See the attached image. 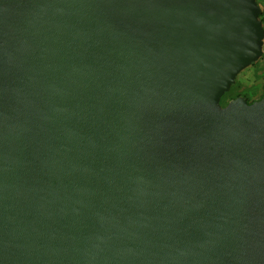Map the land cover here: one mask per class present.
Instances as JSON below:
<instances>
[{"label": "water", "instance_id": "water-1", "mask_svg": "<svg viewBox=\"0 0 264 264\" xmlns=\"http://www.w3.org/2000/svg\"><path fill=\"white\" fill-rule=\"evenodd\" d=\"M258 0H0V264H264Z\"/></svg>", "mask_w": 264, "mask_h": 264}, {"label": "rangeland", "instance_id": "rangeland-1", "mask_svg": "<svg viewBox=\"0 0 264 264\" xmlns=\"http://www.w3.org/2000/svg\"><path fill=\"white\" fill-rule=\"evenodd\" d=\"M259 3L264 5V0H258ZM264 48V46H263ZM264 58H260L257 60V64H251L250 66L246 67L242 71H240L237 75L235 83L232 85H237L234 90L240 91V90H247L253 91L254 85L257 83H263L264 82ZM259 74V75H258Z\"/></svg>", "mask_w": 264, "mask_h": 264}, {"label": "trees", "instance_id": "trees-1", "mask_svg": "<svg viewBox=\"0 0 264 264\" xmlns=\"http://www.w3.org/2000/svg\"><path fill=\"white\" fill-rule=\"evenodd\" d=\"M259 2V1H258ZM262 8H263V12H262V14L260 15V18L262 19V21H264V5H262ZM253 64H256V63H253ZM262 74H264V72L262 73ZM259 75V74H258ZM237 85H234V86H231V88H230V90L229 91H227L223 96H222V98H221V103L223 104V105H225L227 102H228V100H230L231 98H234V97H236V96H238V95H243V96H245L248 100L250 99V97L253 95V94H257V95H259V98H261L262 96H263V94H264V82L263 83H257L256 85H254L253 87H254V89L255 90H253V91H248V89L247 90H240V91H236V90H234L235 89V87H236ZM230 98V99H229Z\"/></svg>", "mask_w": 264, "mask_h": 264}, {"label": "flooded vegetation", "instance_id": "flooded-vegetation-1", "mask_svg": "<svg viewBox=\"0 0 264 264\" xmlns=\"http://www.w3.org/2000/svg\"><path fill=\"white\" fill-rule=\"evenodd\" d=\"M262 12H263V11H262ZM263 25H264V21H263ZM261 57L264 58V54H263V56H261ZM261 57H260V58H261ZM260 58H259V59H260ZM259 59H258V60H259ZM253 63H256V64H257V61H255V62H253ZM253 63H252V64H253ZM229 99H230V98H229ZM258 99H260V98H259V95H257V94H253V95L250 97L249 100L247 99V101H248L249 103H251V102H253V101H255V100H258Z\"/></svg>", "mask_w": 264, "mask_h": 264}, {"label": "built area", "instance_id": "built-area-1", "mask_svg": "<svg viewBox=\"0 0 264 264\" xmlns=\"http://www.w3.org/2000/svg\"><path fill=\"white\" fill-rule=\"evenodd\" d=\"M263 9V8H262Z\"/></svg>", "mask_w": 264, "mask_h": 264}]
</instances>
